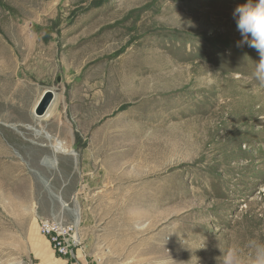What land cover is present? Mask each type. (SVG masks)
Returning <instances> with one entry per match:
<instances>
[{"label": "rangeland", "instance_id": "obj_1", "mask_svg": "<svg viewBox=\"0 0 264 264\" xmlns=\"http://www.w3.org/2000/svg\"><path fill=\"white\" fill-rule=\"evenodd\" d=\"M246 3L0 0V135L49 129L73 159L27 169L0 150V264H67L38 220L75 210L82 261L220 264L231 248L251 264L264 245V86L258 52L237 46ZM166 74L176 86L159 85ZM44 91L55 100L42 122Z\"/></svg>", "mask_w": 264, "mask_h": 264}, {"label": "crops", "instance_id": "obj_2", "mask_svg": "<svg viewBox=\"0 0 264 264\" xmlns=\"http://www.w3.org/2000/svg\"><path fill=\"white\" fill-rule=\"evenodd\" d=\"M45 92L46 91L42 92L40 98ZM50 112L51 108L49 109L46 116L43 118H37L34 116L33 110L32 116L34 119L44 122L50 117ZM11 139L12 141L9 142L10 140H8L5 136L0 135V150H3L7 153L9 152L15 158H18L19 164H22L20 165V168L53 170L56 168L62 169L68 163L73 164V159H64L62 155L64 152H60L56 148L58 142H64L63 137L49 129L35 130L30 125H28L26 129L18 131L16 132V135L11 136ZM65 142L67 144H71L70 154L72 156H76L78 151L73 146V138L67 137ZM82 254L83 248L81 247L74 259H61V261H64L67 264H92L93 261L89 262L87 257H85V261H82V258L80 257V255L83 256Z\"/></svg>", "mask_w": 264, "mask_h": 264}, {"label": "clouds", "instance_id": "obj_3", "mask_svg": "<svg viewBox=\"0 0 264 264\" xmlns=\"http://www.w3.org/2000/svg\"><path fill=\"white\" fill-rule=\"evenodd\" d=\"M233 16L236 18L237 30L243 37L237 46L247 44L258 52L260 59L253 77L264 86V0H258V3L248 0V3L237 6ZM219 259L220 264H244L237 250L231 248ZM251 264H264V245L257 246Z\"/></svg>", "mask_w": 264, "mask_h": 264}, {"label": "built area", "instance_id": "obj_4", "mask_svg": "<svg viewBox=\"0 0 264 264\" xmlns=\"http://www.w3.org/2000/svg\"><path fill=\"white\" fill-rule=\"evenodd\" d=\"M40 234L48 241L54 254L65 260L76 257L82 246L80 223H66L55 218H40L38 220Z\"/></svg>", "mask_w": 264, "mask_h": 264}, {"label": "water", "instance_id": "obj_5", "mask_svg": "<svg viewBox=\"0 0 264 264\" xmlns=\"http://www.w3.org/2000/svg\"><path fill=\"white\" fill-rule=\"evenodd\" d=\"M55 100L54 93L52 91H46L34 109V116L37 118H43L48 113L49 109L53 105Z\"/></svg>", "mask_w": 264, "mask_h": 264}, {"label": "bare ground", "instance_id": "obj_6", "mask_svg": "<svg viewBox=\"0 0 264 264\" xmlns=\"http://www.w3.org/2000/svg\"><path fill=\"white\" fill-rule=\"evenodd\" d=\"M124 48V47H123ZM119 51V50H118ZM160 77H162L161 79H160V81H159V85H161V87L162 88H167V87H169V86H176V85H172L171 84V82L172 81H170V77H169V75H165V77L162 75V76H160ZM188 83H190V81H188ZM182 84V83H181ZM215 84V83H214ZM177 85H179V84H177ZM182 85H184V84H182ZM219 132H220V130H219ZM231 135V134H230ZM229 135V136H230ZM224 138H225V136H224ZM232 138V137H231ZM231 140L232 139H226V145L228 144V143H230L231 142ZM209 141V140H208ZM214 144V143H213ZM215 145H222V143H221V140H219L218 142H215ZM225 145V146H226ZM56 148H57V150L58 151H60V152H65L66 151V148L64 147V144L62 143V142H58L57 143V145H56ZM213 148H215V147H213ZM215 150V149H214ZM75 215H76V220L80 223V211L78 210H75Z\"/></svg>", "mask_w": 264, "mask_h": 264}]
</instances>
